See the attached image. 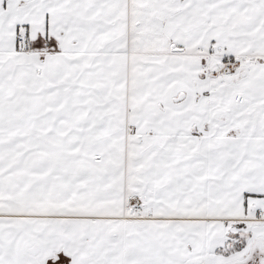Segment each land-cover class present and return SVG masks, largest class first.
<instances>
[{"label": "snow or ice", "instance_id": "1", "mask_svg": "<svg viewBox=\"0 0 264 264\" xmlns=\"http://www.w3.org/2000/svg\"><path fill=\"white\" fill-rule=\"evenodd\" d=\"M0 264H264V0H0Z\"/></svg>", "mask_w": 264, "mask_h": 264}]
</instances>
